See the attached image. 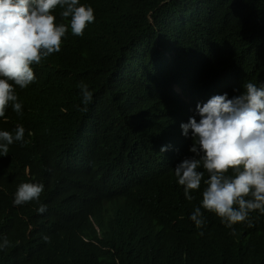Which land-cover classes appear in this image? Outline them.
<instances>
[{"label": "trees", "instance_id": "obj_1", "mask_svg": "<svg viewBox=\"0 0 264 264\" xmlns=\"http://www.w3.org/2000/svg\"><path fill=\"white\" fill-rule=\"evenodd\" d=\"M80 5L95 16L83 36L57 6V25L68 27L60 51L33 65L27 87L11 82L21 114L11 105L0 127L25 135L0 152V244L9 241L0 264H264V213L233 234L205 212L198 229L190 217L200 203L162 199L182 201L174 169L192 143L160 149L175 145L190 117L199 121L198 103L264 84V0ZM32 181L44 185L39 199L15 207L14 191ZM91 196L103 201L106 215L91 210L100 232L84 226L86 206L76 204Z\"/></svg>", "mask_w": 264, "mask_h": 264}, {"label": "clouds", "instance_id": "obj_2", "mask_svg": "<svg viewBox=\"0 0 264 264\" xmlns=\"http://www.w3.org/2000/svg\"><path fill=\"white\" fill-rule=\"evenodd\" d=\"M79 3L80 0H0V118L11 105L21 114L22 105L17 102L11 82L20 88L27 87L36 79L33 65L61 49L68 27L57 25L53 10L57 6L64 8L61 15L71 17V31L77 36H83L87 25L95 20L93 8L78 6ZM175 89L184 91L182 86L176 85ZM234 91L239 94L232 98L224 93L202 105L198 103L199 121L190 117L181 124L175 145L160 147L162 153L175 152L183 141L192 143L189 153L178 158L174 169L182 201L170 193H162L163 201L176 207L200 203L190 217L198 229L206 222V212L223 218L222 225L233 229V234L237 226L253 225L256 216L250 213L256 210L264 213V84L258 87L247 82L243 91ZM82 96L85 104L92 99L86 85L82 87ZM24 135L23 126H17L14 135L0 127V152L7 156L9 145L14 140L23 141ZM43 191L42 183L25 182L14 191L13 204L17 208L32 205L28 202L38 200ZM102 203L95 196L82 203L76 201L79 211L86 206L85 213L90 219L82 218L86 228L100 232L99 217L95 220L93 212L105 214ZM33 206L42 214L46 212V205ZM246 235L247 232L240 237ZM8 244L5 238L0 248Z\"/></svg>", "mask_w": 264, "mask_h": 264}, {"label": "bare ground", "instance_id": "obj_3", "mask_svg": "<svg viewBox=\"0 0 264 264\" xmlns=\"http://www.w3.org/2000/svg\"><path fill=\"white\" fill-rule=\"evenodd\" d=\"M200 191H201V192H203V191H204V189H201V188H200Z\"/></svg>", "mask_w": 264, "mask_h": 264}]
</instances>
